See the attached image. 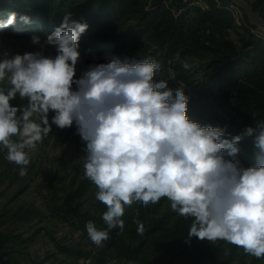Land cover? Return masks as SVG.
I'll return each mask as SVG.
<instances>
[{"label":"clouds","instance_id":"clouds-1","mask_svg":"<svg viewBox=\"0 0 264 264\" xmlns=\"http://www.w3.org/2000/svg\"><path fill=\"white\" fill-rule=\"evenodd\" d=\"M18 20L29 22L13 12L0 20V30ZM87 28L65 15L44 41L31 37L39 51L0 53V148L6 159L26 176L32 154L52 125L66 129L75 124L86 145L84 176L96 186V200L106 206V229L86 224L97 247L111 230L123 231L126 207L167 198L173 212L192 218L189 239L222 240L264 259V122L227 139L226 126L192 121L189 97L182 87L173 94L167 81L154 80L161 65L151 58L113 56L89 65L76 78L79 40ZM48 46L54 55L45 54ZM17 98L26 105L14 106ZM244 137H254L258 150L255 166L247 168L235 159ZM133 222L144 235V224Z\"/></svg>","mask_w":264,"mask_h":264},{"label":"trees","instance_id":"trees-1","mask_svg":"<svg viewBox=\"0 0 264 264\" xmlns=\"http://www.w3.org/2000/svg\"><path fill=\"white\" fill-rule=\"evenodd\" d=\"M193 1L0 0V20L13 12L29 18L28 23L18 20L0 32L48 36L61 25L65 15H70V20L88 25L79 40L81 55L94 57L97 63H107L113 56L155 60L161 68L154 80L167 81L173 94L182 87L189 97L188 118L202 126H226L225 136L232 138L264 122V37L254 32L257 26L245 12L239 18L240 24L236 22L231 0H202L204 6ZM260 1L251 2L255 10ZM173 8L182 11L175 15ZM190 9L195 12L192 23L185 17ZM228 30L237 31L241 43L227 38ZM177 54L179 60L175 59ZM204 55L205 62L197 66L193 58ZM184 63L187 68L182 66ZM11 103L26 105L27 101L17 98ZM53 115L49 113L50 122ZM54 128L52 125V131ZM253 140L254 137H244L237 145L235 158H255L258 150ZM91 185L82 166L77 186L64 198V207L75 212L74 200ZM152 212V204L144 207L135 202L126 207L123 231L111 230L105 242L125 256L136 254L145 245L174 258L188 254L214 264H232L239 259L237 246L225 241L213 244L196 237L189 239L191 217H182L171 208L160 217H152ZM134 219L144 224V235L137 233ZM87 221L99 229L107 227L102 216L90 215ZM137 238L140 241L134 244Z\"/></svg>","mask_w":264,"mask_h":264},{"label":"rangeland","instance_id":"rangeland-1","mask_svg":"<svg viewBox=\"0 0 264 264\" xmlns=\"http://www.w3.org/2000/svg\"><path fill=\"white\" fill-rule=\"evenodd\" d=\"M174 9L176 13L182 11ZM233 11L236 22L240 21L243 9L234 8ZM256 11L264 16V0L258 2ZM194 16L193 9L185 15L189 23ZM254 32L264 37V28L256 27ZM33 35L39 36L41 41L47 38L44 33L0 32V53L8 51L14 55L39 51L40 46L31 43ZM226 37L241 43L237 31L228 30ZM44 51L46 55L55 54L51 46ZM206 57L196 56L193 60L199 66ZM92 64H98L94 57L81 55L76 78ZM85 147L75 124L66 129L55 126L32 154L24 177L19 175L20 166L10 163L6 150L0 148V264H214L188 254L174 258L145 245L136 254L125 256L105 241L99 247L93 244L86 231L87 216H102L106 211L95 198L96 186L92 184L83 196L74 200L75 212L71 213L63 204L66 194L78 184ZM235 159L245 168L255 164L254 157ZM170 208L167 198H162L152 204L151 216L160 217ZM139 241L137 238L134 244ZM126 243H130L128 239ZM236 252L239 259L232 264H264V259L246 255L241 248L237 247Z\"/></svg>","mask_w":264,"mask_h":264},{"label":"water","instance_id":"water-1","mask_svg":"<svg viewBox=\"0 0 264 264\" xmlns=\"http://www.w3.org/2000/svg\"><path fill=\"white\" fill-rule=\"evenodd\" d=\"M238 7L243 9V11L248 16L249 20L254 23L257 27L264 28V17H262L247 0H231Z\"/></svg>","mask_w":264,"mask_h":264},{"label":"built area","instance_id":"built-area-1","mask_svg":"<svg viewBox=\"0 0 264 264\" xmlns=\"http://www.w3.org/2000/svg\"><path fill=\"white\" fill-rule=\"evenodd\" d=\"M168 3H169V2H168ZM193 3H197V4L202 5V0H194ZM202 6H204V5H202ZM230 7H231L232 9H234V8H240V7H238L236 4H234L233 2L230 4ZM173 12H175V9H174V8H173ZM178 13H179V11H178ZM178 13L175 12V15H177ZM237 23L240 24V21H237ZM205 43L207 44L208 41L205 40Z\"/></svg>","mask_w":264,"mask_h":264}]
</instances>
